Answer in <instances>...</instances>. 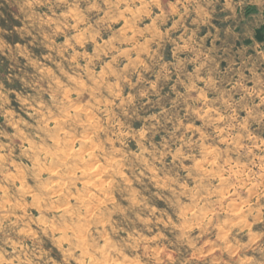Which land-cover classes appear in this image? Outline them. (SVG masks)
<instances>
[{"label":"clouds","instance_id":"1","mask_svg":"<svg viewBox=\"0 0 264 264\" xmlns=\"http://www.w3.org/2000/svg\"><path fill=\"white\" fill-rule=\"evenodd\" d=\"M0 264H264V0H0Z\"/></svg>","mask_w":264,"mask_h":264}]
</instances>
